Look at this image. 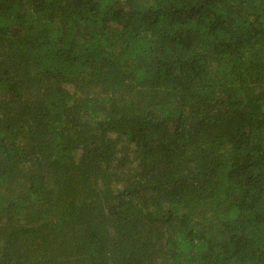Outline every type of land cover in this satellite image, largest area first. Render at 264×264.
Instances as JSON below:
<instances>
[{"label":"trees","instance_id":"trees-1","mask_svg":"<svg viewBox=\"0 0 264 264\" xmlns=\"http://www.w3.org/2000/svg\"><path fill=\"white\" fill-rule=\"evenodd\" d=\"M0 264H264V0H0Z\"/></svg>","mask_w":264,"mask_h":264}]
</instances>
